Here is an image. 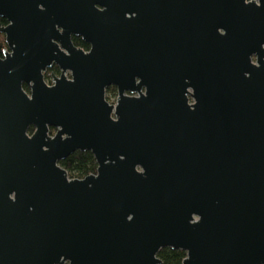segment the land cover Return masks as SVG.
<instances>
[{
	"label": "water",
	"instance_id": "1",
	"mask_svg": "<svg viewBox=\"0 0 264 264\" xmlns=\"http://www.w3.org/2000/svg\"><path fill=\"white\" fill-rule=\"evenodd\" d=\"M0 34V264H264V0H0Z\"/></svg>",
	"mask_w": 264,
	"mask_h": 264
},
{
	"label": "trees",
	"instance_id": "2",
	"mask_svg": "<svg viewBox=\"0 0 264 264\" xmlns=\"http://www.w3.org/2000/svg\"><path fill=\"white\" fill-rule=\"evenodd\" d=\"M4 22V20H2ZM74 43L77 46L88 47V44L81 38H74ZM6 47L5 37L0 34V57L3 56L4 48ZM116 89L112 86L107 88V94H114ZM34 131L33 127H30L29 132ZM60 165L65 168L71 177L83 178L89 174L96 173L97 162L91 151L77 150L73 154L69 155L64 160L60 161ZM159 258L162 260L160 264H183V260L186 258V252L181 249H172L169 247L162 248L158 253Z\"/></svg>",
	"mask_w": 264,
	"mask_h": 264
},
{
	"label": "flooded vegetation",
	"instance_id": "3",
	"mask_svg": "<svg viewBox=\"0 0 264 264\" xmlns=\"http://www.w3.org/2000/svg\"><path fill=\"white\" fill-rule=\"evenodd\" d=\"M2 20H4V22H2ZM1 22H2L3 25L7 24V21L5 19H1ZM76 37H79V38L82 39V37H80V36L72 35V41H73V43H74V38H76ZM84 42H86V41H84ZM87 44H88V47H82V46H77L74 43V45L76 47L81 48L84 51L88 52L90 50V47L91 46H90L89 43H87ZM3 53H4V51H3ZM252 60L255 62L256 61V56L253 55L252 56ZM62 73H63V69L58 64H56V63L53 62L50 66L46 67V69L43 71L42 74H43V79H44L45 83L48 84L49 86H52L55 83V81H54L55 77H60L62 75ZM64 74L66 75L67 78H69V79L71 78V72L69 70L66 71ZM111 86L116 89V92L114 94H112V93L107 94V88L110 87V86H108L106 88V98H107V100L110 103L115 104L116 103V100L118 98V88L115 85H111ZM24 88L29 92V89H28V86L27 85L24 84ZM56 131H57L56 128L50 127V133L52 135L55 134ZM68 174H69V172H68ZM69 176H70V174H69ZM70 178H73V177L70 176Z\"/></svg>",
	"mask_w": 264,
	"mask_h": 264
}]
</instances>
